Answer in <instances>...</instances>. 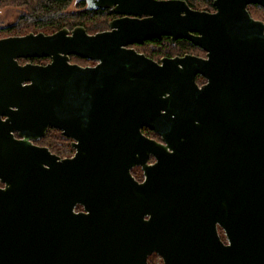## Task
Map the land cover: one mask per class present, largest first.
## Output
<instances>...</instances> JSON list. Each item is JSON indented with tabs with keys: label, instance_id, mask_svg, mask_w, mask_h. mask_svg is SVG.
<instances>
[{
	"label": "water",
	"instance_id": "obj_1",
	"mask_svg": "<svg viewBox=\"0 0 264 264\" xmlns=\"http://www.w3.org/2000/svg\"><path fill=\"white\" fill-rule=\"evenodd\" d=\"M75 1L123 17L0 39V264H264V0ZM163 36L205 58L127 48Z\"/></svg>",
	"mask_w": 264,
	"mask_h": 264
},
{
	"label": "trees",
	"instance_id": "obj_2",
	"mask_svg": "<svg viewBox=\"0 0 264 264\" xmlns=\"http://www.w3.org/2000/svg\"><path fill=\"white\" fill-rule=\"evenodd\" d=\"M190 5L205 4L211 7L212 0H186ZM75 10L69 11L71 6ZM12 6L17 8L18 16L10 25L0 26V37L8 36V32L12 36L25 35L30 32L52 33L62 28L72 30L76 26L83 27L88 34L100 32L106 29L108 19L110 18L104 10H88L84 2H76L75 0H0V7ZM255 7L264 11L258 6ZM250 12V11H249ZM251 14V13H250ZM160 51H169L170 55H180L185 52L199 51L185 40H179L176 44L161 43L156 46ZM199 81V80H197ZM147 136L159 139L153 132L145 133ZM39 146L47 147L51 153L66 158V149L69 147V139L63 137L59 131L49 129L46 136L36 142ZM73 152V150L71 149ZM139 170V172H138ZM136 172L131 171L132 176L141 181L142 176L140 169ZM77 207L76 210H79ZM220 238L225 242L221 229L218 228ZM152 256L147 258L148 264H153Z\"/></svg>",
	"mask_w": 264,
	"mask_h": 264
},
{
	"label": "flooded vegetation",
	"instance_id": "obj_3",
	"mask_svg": "<svg viewBox=\"0 0 264 264\" xmlns=\"http://www.w3.org/2000/svg\"><path fill=\"white\" fill-rule=\"evenodd\" d=\"M182 1H185L186 4L188 5V7L190 9H192V10L201 11V12H207V13H213V12H215V8L212 5L213 0L211 1V7L210 8L207 7V8H202V9H198L197 7H195V5H193V6L190 5L188 3V1H186V0H182ZM249 6H258V5H248L246 7L248 13L250 14V12L248 10V7ZM258 7H260V6H258ZM262 9L264 10V8H262ZM104 11L110 17L108 19V22H107V29L103 30V31H106V30L109 29L108 28V24H109L110 21L115 20V19H118V18H121L123 16L115 15V14L111 13L109 10H104ZM250 16H251V14H250ZM255 20H257V19H255ZM259 21H261V20H259ZM30 33H32V32H30ZM38 33H42V32H38ZM34 34H37V33H34ZM45 35H49V34H45ZM19 36H22V35H19ZM7 37H10V36H7ZM2 38H5V37H2ZM179 40H184V39H178L174 43H172L169 37L163 36V37H161V39H149V40H145L141 44H132V45L127 46V48L128 49H132L135 52H137L138 54L143 55L144 57H146V58H148V59H150V60H152V61H154L156 63H159V64H160V62H161L162 59H165V58H174V57H182V56H185V55H193V56H196V57L205 58V52L203 50H201L200 48L194 46L191 42H189L187 40H185V41L189 42L192 46H194L195 48H197L199 51L198 52L197 51H193V52H189L188 51V52H185V53L180 54V55H178V54H176V55H170L169 51L165 50L164 52H162V51H160L159 48H156V46L161 45V43H166L167 42L170 45H174ZM50 61H51V59L48 58V57L18 59V63L20 65L32 64V65L45 66L48 63H50ZM68 63L69 64H72V65H77V66H80V67H92V66H94L96 64L95 61H91V60H88V59L80 58V57L75 56V55H70L68 57ZM197 80H199V81H197ZM195 82L197 83L198 86H202L203 84H205L206 81H205V79L203 77H201V76L198 75L195 78ZM147 132H149V131L148 130H143L144 135H146L145 133H147ZM147 137H149V136H147ZM149 138L155 139V138H152V137H149ZM155 140H158L159 141V139H155ZM70 142H71V140H69V143ZM35 144H36V142H35ZM73 154H74V150H73L72 155L69 156V157H72ZM66 158H68V157H66ZM150 162H153V159H151ZM141 181H142V179H141ZM0 186L2 187L1 184H0ZM80 210H81V207H80L79 210H76V211H80Z\"/></svg>",
	"mask_w": 264,
	"mask_h": 264
},
{
	"label": "rangeland",
	"instance_id": "obj_4",
	"mask_svg": "<svg viewBox=\"0 0 264 264\" xmlns=\"http://www.w3.org/2000/svg\"><path fill=\"white\" fill-rule=\"evenodd\" d=\"M195 7H197L198 9H202V8H207L208 6L205 4H195ZM73 10H75V8L72 5L69 8V11H73ZM249 11L251 13L252 18L257 19V20H261L262 22H264V11H262L261 9L255 8V7H251L249 9ZM18 12L19 11L17 10V8L12 7V6L0 7V26L10 25L12 22H14V20L18 16ZM106 29H107V27H106ZM46 34H51V33H46ZM90 34H95V33H90ZM8 36H12V35H10L8 32ZM2 37H7V36H2ZM2 37H0V38H2ZM69 147H70V143H69ZM71 149H72L71 147L68 150L66 149V154H64V155L71 156L73 153L71 151ZM138 169H140V168H138V167L133 168L132 171L136 172ZM138 172H139V170H138ZM140 172H141V170H140ZM141 176H142V172H141ZM222 233H223V231H222ZM223 237H224V240L226 241L224 233H223ZM153 255H154V256H152L153 264H163L162 260L160 259V257L158 255H156V254H153Z\"/></svg>",
	"mask_w": 264,
	"mask_h": 264
}]
</instances>
